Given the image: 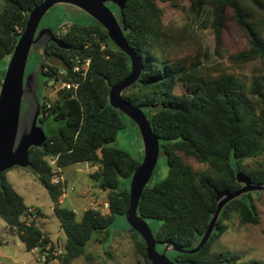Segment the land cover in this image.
I'll list each match as a JSON object with an SVG mask.
<instances>
[{"label":"trees","instance_id":"16d2710c","mask_svg":"<svg viewBox=\"0 0 264 264\" xmlns=\"http://www.w3.org/2000/svg\"><path fill=\"white\" fill-rule=\"evenodd\" d=\"M41 1L2 0L0 59L10 57L25 28L29 11ZM187 2L185 12L192 18L210 15V28L216 40L228 22L242 33L247 46L231 54L229 62L236 68L252 66L253 74L248 83L233 71L213 74L198 61L170 57L168 49L173 38L164 28L159 3L177 6L176 0H128L122 11L108 5L118 18L122 13L124 37L141 62L137 81L122 92V97L140 107L148 117L159 140V154L165 155L167 167L165 178L149 181L142 190L137 214L146 222L161 221L158 233L154 234L156 239L171 242L181 249H191L200 240L215 212L217 193L241 188L237 173L242 172L253 182L264 184V165L251 169L243 166L245 160L259 158L264 153V20L257 14L258 9H264V2ZM52 33L69 48L59 49L50 43L45 49L47 58L40 74L46 75L44 68L49 64H64L65 59L74 55L89 56L90 67L74 92L64 89L53 100L44 97L40 104L43 118L63 121V124L41 146L29 148L25 168L32 171L47 191L64 235L62 252L55 257L58 264H71L77 258L90 262L93 255L87 244L93 240V234L106 229L115 216H124L129 205V181L139 166L128 152L110 145L124 123L123 115L108 104V92L111 86L128 76L131 64L126 54L110 41L107 31L94 20L89 25L71 23L60 36ZM178 85L182 88L179 93L176 92ZM39 121L41 123L42 119ZM51 156H57L62 170L82 163L97 167L89 177L97 190L106 193L107 213L87 208L78 217L74 210L61 206L59 200L65 184H52L47 163V157ZM185 158H193L207 169L195 170ZM7 171L0 173V218L26 251L37 248L40 254L54 252L50 239L34 221H21L28 206L7 181ZM121 180L125 183L121 184ZM232 216H236L241 225L259 223L252 193L224 206L216 228L198 252L186 254L170 250L172 256L166 255L178 264H264L260 260L238 263L237 254L212 252V245L224 234L226 222ZM127 232L144 264H150L142 238L133 230ZM49 258L47 255V260L41 264H49Z\"/></svg>","mask_w":264,"mask_h":264},{"label":"rangeland","instance_id":"374dc122","mask_svg":"<svg viewBox=\"0 0 264 264\" xmlns=\"http://www.w3.org/2000/svg\"><path fill=\"white\" fill-rule=\"evenodd\" d=\"M264 2V0H261ZM0 0V6L2 5ZM177 6L161 4L163 10V25L173 42L168 52L173 59H189L200 62L213 74L233 71L245 83L250 81L253 74L252 66L236 68L229 62V56L247 46V41L242 33L228 22L221 33L219 40H216L210 28V15H202L199 19H194L187 15L185 9L188 6L187 0H176ZM257 14L264 20V9H258ZM75 23L78 25H89L93 19L84 11L67 4H56L51 7L41 19L38 30L51 29L55 34L61 32L64 24ZM262 34L264 36V24H262ZM43 51L41 46L31 48L27 63L26 75L35 71L41 62ZM9 58L0 59V77L4 74ZM4 76V75H3ZM2 76V77H3ZM46 76L39 73L37 76L36 95L39 104L44 101V97L53 100L56 96L46 89ZM180 85L176 92H181ZM127 94L129 91L126 92ZM39 124L44 132L45 139L56 134L62 126L63 121H55L52 118H43L40 112ZM124 126L117 131L114 142L110 145L122 149L132 155L139 163L143 158V144L138 127L132 124L131 120L123 115ZM195 170L205 171V165L197 163L193 158H185ZM264 165V153L256 159H248L243 162L246 169L256 168ZM97 170L89 164H76L67 166L62 170V177L65 184V194L63 193L61 206L75 210L78 217L84 208H95L102 213L107 210L102 208L106 201V194L94 192L93 182L89 175ZM167 175L165 155L159 154L156 167L150 179L151 183L157 182ZM7 181L13 186L16 192L22 196L24 203L34 209V213L29 221L34 223L50 239L51 248L54 252L40 254L38 250L34 252L26 251L24 245L18 237L13 234L5 222L0 218V240L3 245L0 247V264H36L38 257L42 256L47 260L50 256L49 264H58L55 258L60 255L65 241L60 230L59 222L52 210V202L45 188L38 183L31 170L16 167L8 170L5 174ZM67 179H65V177ZM68 180V181H67ZM125 183L121 180V184ZM72 187V191L68 188ZM88 198L86 202L78 203L75 198L83 194ZM260 221L257 225H241L236 216H232L226 222L227 229L212 245V252H230L240 257L238 263H245L250 260L264 261V191L252 192ZM149 227L153 234H157L162 222L158 220H148ZM124 216H115L108 227L93 234V240L87 244V249L92 253L93 259L90 262L83 258L75 259L71 264H144L143 257L136 251ZM97 239H100L99 242ZM157 250L162 252L164 246L158 245ZM171 249L167 254L171 257Z\"/></svg>","mask_w":264,"mask_h":264},{"label":"water","instance_id":"95a60500","mask_svg":"<svg viewBox=\"0 0 264 264\" xmlns=\"http://www.w3.org/2000/svg\"><path fill=\"white\" fill-rule=\"evenodd\" d=\"M128 0H43L28 13L24 30L9 57L4 76L0 83V173L12 167L25 168L28 164L30 147L41 146L45 141L44 132L40 127V104L37 100V76L46 60L45 45L55 44L59 49H68V45L57 38L51 29L38 30L39 23L46 12L56 4H67L87 13L106 31L110 41L130 60L131 70L120 83L110 87L108 104L127 116L132 124L138 127L142 144L143 158L133 172L129 181V205L124 214L129 230L135 231L144 241L146 259L150 264H178L167 255L171 249L177 253L193 254L198 252L209 240L216 228L217 219L224 206L233 199L247 193L264 191V184L255 183L251 178L240 172L236 175L241 185L238 191H221L216 195V209L200 240L191 249H181L173 243L159 242L148 223L137 214L138 201L142 190L150 181L159 157V140L152 131L150 121L140 107L133 106L122 97V92L135 83L141 71V62L129 48L124 37V20L118 18L108 7L114 5L122 11ZM43 46L44 59L35 71L26 75V63L30 50L34 46ZM23 105L25 106L22 111ZM157 245L164 246L162 252L156 250Z\"/></svg>","mask_w":264,"mask_h":264},{"label":"built area","instance_id":"2783aa9c","mask_svg":"<svg viewBox=\"0 0 264 264\" xmlns=\"http://www.w3.org/2000/svg\"><path fill=\"white\" fill-rule=\"evenodd\" d=\"M68 28L69 24H64L58 36L67 32ZM90 60V57L87 55H74L65 59L64 64L62 62L56 66L49 64V66L44 68V73L47 78L46 89L55 96H57L60 90L64 89L74 92L78 88L80 81L86 77L90 67ZM47 163L51 170L52 184H62L64 182L62 168L57 164V156L47 157ZM68 191H72V187H69L67 192ZM63 193L65 194V191H63ZM102 208L108 211V203L106 201L102 204ZM33 213L34 209L28 207L26 215L21 218V221L28 223ZM36 250L38 249L35 248L32 252ZM45 261V258L42 256L37 259L38 264Z\"/></svg>","mask_w":264,"mask_h":264},{"label":"crops","instance_id":"0c3cea01","mask_svg":"<svg viewBox=\"0 0 264 264\" xmlns=\"http://www.w3.org/2000/svg\"><path fill=\"white\" fill-rule=\"evenodd\" d=\"M84 164H86V163H84ZM86 165H87V164H86ZM91 167H92V166H91ZM93 168H94V167H93ZM95 168H96V167H95ZM64 177H65V176H64ZM65 179H67V178L65 177ZM67 181H68V180H67ZM94 192H95V194L97 193V196H98V193L106 194L105 192H102V191L97 190L95 187H94ZM84 195H85V192H84L83 194L78 195V196L75 198V200H76L78 203L86 202L87 204H89L90 195L88 196V198H85ZM59 202L62 203V197L60 198ZM85 209H87V207L84 208L83 211H84ZM74 211H75V210H74ZM76 214H77V213H76ZM40 230H41V229H40ZM41 231H42V230H41ZM0 241H1V240H0ZM1 242H2V241H1ZM2 245H3V242H2ZM30 252H32V251H30Z\"/></svg>","mask_w":264,"mask_h":264},{"label":"flooded vegetation","instance_id":"af4514ba","mask_svg":"<svg viewBox=\"0 0 264 264\" xmlns=\"http://www.w3.org/2000/svg\"><path fill=\"white\" fill-rule=\"evenodd\" d=\"M51 42H48L46 45H45V42L43 41L42 42V51H43V46L45 45V49H46V47L50 44ZM47 58V57H46ZM43 59H44V56L42 57V61H43ZM46 61V60H45ZM44 61V62H45ZM22 111H24L23 109H22Z\"/></svg>","mask_w":264,"mask_h":264}]
</instances>
